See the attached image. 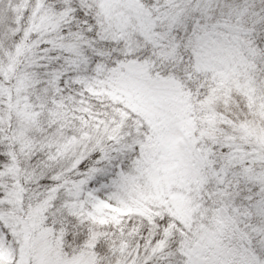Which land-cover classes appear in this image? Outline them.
<instances>
[{"label":"snow or ice","instance_id":"snow-or-ice-1","mask_svg":"<svg viewBox=\"0 0 264 264\" xmlns=\"http://www.w3.org/2000/svg\"><path fill=\"white\" fill-rule=\"evenodd\" d=\"M0 264H264V0H0Z\"/></svg>","mask_w":264,"mask_h":264}]
</instances>
